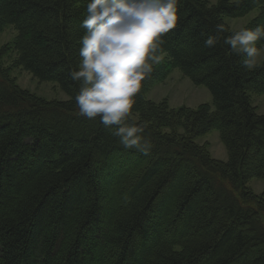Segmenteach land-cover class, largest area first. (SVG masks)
<instances>
[{
  "label": "trees",
  "instance_id": "16d2710c",
  "mask_svg": "<svg viewBox=\"0 0 264 264\" xmlns=\"http://www.w3.org/2000/svg\"><path fill=\"white\" fill-rule=\"evenodd\" d=\"M89 0H0V264H264V60L252 70L224 38L226 17L259 13L264 0H180L163 59L142 81L132 118L146 125L147 151L127 149L112 129L82 116L75 96L82 21ZM214 47L205 40L216 35ZM242 29V28H241ZM264 39L257 42L260 49ZM11 67L54 81L69 96L46 100L21 88ZM178 67L213 103L172 108L146 90ZM217 129L228 159L197 138Z\"/></svg>",
  "mask_w": 264,
  "mask_h": 264
},
{
  "label": "clouds",
  "instance_id": "9594fccd",
  "mask_svg": "<svg viewBox=\"0 0 264 264\" xmlns=\"http://www.w3.org/2000/svg\"><path fill=\"white\" fill-rule=\"evenodd\" d=\"M179 5L180 0H89L87 5L81 62L79 70L71 72L72 79L81 82L76 105L87 119L99 117L127 149L150 147L142 135L146 125L132 118V109L142 81L163 58L166 34L178 26ZM215 29L217 34L205 40L209 48L227 31L224 24ZM262 39L264 25H258L233 31L224 43L252 70L261 55L256 44Z\"/></svg>",
  "mask_w": 264,
  "mask_h": 264
},
{
  "label": "rangeland",
  "instance_id": "374dc122",
  "mask_svg": "<svg viewBox=\"0 0 264 264\" xmlns=\"http://www.w3.org/2000/svg\"><path fill=\"white\" fill-rule=\"evenodd\" d=\"M208 1L212 4L217 2V0ZM258 13L259 9H254L242 17H226L225 20L232 29H241L257 16ZM16 34L17 31L13 26L8 25L5 27L0 33V48L11 42ZM260 49L261 55L257 57L258 63L264 60V45ZM13 57L12 53L5 56V64L8 67H11ZM10 75L21 88L46 100H66L69 98L57 82L41 81L22 67L12 66L10 68ZM146 97L154 102L165 100L172 108L181 106L196 108L203 103H210L211 105L213 103L212 94L209 89L204 85L195 84L178 67L170 69L163 77L154 78V81L146 90ZM251 100L257 112L264 114V93L252 92ZM196 140L198 143L206 145L214 158L220 160L228 159V150L217 129L209 131ZM248 185L254 192L263 193L264 177L252 178Z\"/></svg>",
  "mask_w": 264,
  "mask_h": 264
}]
</instances>
